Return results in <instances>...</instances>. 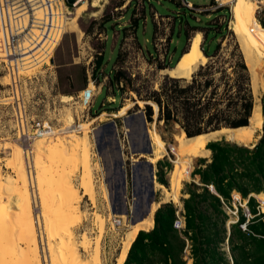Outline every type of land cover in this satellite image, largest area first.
Listing matches in <instances>:
<instances>
[{"label": "rangeland", "instance_id": "rangeland-1", "mask_svg": "<svg viewBox=\"0 0 264 264\" xmlns=\"http://www.w3.org/2000/svg\"><path fill=\"white\" fill-rule=\"evenodd\" d=\"M222 1L227 2V0ZM230 1L215 7L213 0H87L86 11L82 12L75 21L76 29L65 31L63 27V31L60 32L55 29L53 37L57 44L47 52L41 48L37 50L33 58L19 69L18 78L14 77L10 80L6 76L10 69L0 66V172L2 176L12 178L14 170L10 162L12 159L7 154L8 150H3L1 146H21L16 139L21 128L26 130L25 125L28 132H31L34 125L47 123L50 127L57 129L54 132L59 138L56 152H53L54 159L46 174L48 181L44 192L49 193V196L44 200H41L39 188L35 183L34 156L29 154V149L23 147L28 151H26L28 154H26V171L28 175L30 174L31 180V184H28L29 205L33 212L34 220H32L38 242L36 245L39 247L42 264L43 262L59 264L53 258L49 242L56 250H65L70 264H90L89 253L86 252L85 246L93 248L97 240L100 264H117L125 247L127 233L140 220L133 223L129 219L125 227L111 228L110 226L111 208L108 202V188L104 183V173L99 158L96 157L94 139L95 130L99 131L109 122L114 124L116 140L121 147L126 201L134 200L131 170H129L131 165L129 157H131L132 162L145 160L153 166V203L149 215L142 220L149 219L157 205L168 203L175 209L181 208V199L186 197L182 193L184 185L198 182L191 173L203 158L194 161L189 172V179L181 182L177 192L178 203L169 200L163 202L161 188L155 183H158L156 179L159 174L164 181L162 186L165 189L169 186V174L175 159L174 136L181 130L177 125L164 126L162 122H157L153 117V109L150 107L152 116L149 122L146 120L145 122L152 153L131 156L127 150L126 130L122 120L125 116L137 111L144 112L141 101L148 102L144 99L170 78L160 71L173 67L181 53L200 51L203 33L207 28L215 31L225 28L224 36L215 40L220 44L222 59L226 57V52L233 45L238 47L244 58L239 40L230 29ZM253 1L262 3L264 0ZM185 2L190 4V8L184 6ZM258 7L255 11V19L258 23L259 21L264 23V6ZM74 9L75 7L68 8L66 11L73 13ZM54 14L58 13L54 12ZM40 16L41 14L38 18ZM65 17V23H68L70 16L66 14ZM65 28H68V25ZM260 28L264 35V29L261 26ZM220 58L217 61L220 62ZM98 60L100 63L96 67ZM259 71L256 86L260 107V96L264 92V67ZM248 72L253 92L249 68ZM87 86L92 93V102L89 109H82L77 103V96ZM98 111L100 112L96 114ZM75 124H81V129L77 130ZM260 129L253 134L250 147L257 142ZM158 150L165 153L163 157L158 156ZM85 152L89 157L88 175H90L94 193L93 202L86 193V187L82 185L85 177L82 165ZM137 158L140 159L136 161ZM208 160L209 157L203 159L205 163H208ZM43 161L47 162L45 159ZM86 180L88 181L87 178ZM52 183L54 187H51ZM52 194L55 195L54 201L51 199ZM255 201L259 212L263 213L264 207L256 199ZM242 203L241 200L234 201L231 194L230 206L222 205V210L227 216L224 222L226 236V227L237 221V209L240 208L244 215H247L246 207L241 206ZM13 205L6 207L9 212H14L11 206L15 209L22 207L17 206L16 203ZM25 206L27 210L28 206L26 204ZM44 207H48L50 211H46L47 217L53 216L55 208L60 209L54 224L48 230L40 213L41 208ZM112 208L116 211L119 205L113 203ZM23 209L25 210L22 208V211ZM23 212L27 214V211ZM139 215V212H136L135 218ZM24 217L26 220L27 217ZM12 220L20 221L14 217ZM121 220L124 222L123 216ZM0 223V230L3 229L0 231V238L4 237L0 242L6 243L7 237L11 236L8 241L11 239L10 241L16 243L20 233L16 229L18 223L14 224L11 221V225L5 222H3L5 225ZM15 232L17 234H14ZM17 243L25 249L24 243L21 241ZM220 251L224 252L225 258L229 260L225 241ZM183 260H190L187 251Z\"/></svg>", "mask_w": 264, "mask_h": 264}, {"label": "trees", "instance_id": "trees-1", "mask_svg": "<svg viewBox=\"0 0 264 264\" xmlns=\"http://www.w3.org/2000/svg\"><path fill=\"white\" fill-rule=\"evenodd\" d=\"M259 25L264 29V23L259 21ZM224 34V27L218 31L207 28L200 46L207 59L205 65L189 81L166 79L144 99L150 101L157 122L164 126L177 125L188 138L221 128L249 125L253 107L250 75L236 45L226 52V57L220 56V44L215 40ZM99 63L100 60L96 67ZM151 108L143 107L147 122L152 116ZM260 112V138L253 147L223 139L206 143L205 148L210 152L208 163L200 159L191 173L195 179L198 177L199 185L186 184L182 191L186 196L181 199L183 230L172 227L175 208L168 203L160 205L153 213L152 228L136 234L123 264H229L230 261L231 264H264V212L260 213L255 199L249 197L254 194L260 205L264 201V92L260 96ZM156 181L164 185L159 174ZM232 193L234 201L239 197L243 201L241 206L246 200L249 218L238 208L237 221L229 225L227 237L224 228L227 216L222 205L230 206ZM224 241L229 260L220 251ZM186 251L190 260L185 261Z\"/></svg>", "mask_w": 264, "mask_h": 264}, {"label": "bare ground", "instance_id": "bare-ground-1", "mask_svg": "<svg viewBox=\"0 0 264 264\" xmlns=\"http://www.w3.org/2000/svg\"><path fill=\"white\" fill-rule=\"evenodd\" d=\"M50 1V0H48ZM231 18H230V29L234 33V35L239 40L240 49L243 53L244 59L246 61V64L251 72L252 77V84H253V96L255 97L254 100V113L253 117L249 120V125L245 127L230 129V128H221L216 131L208 132L205 134H200L194 137H186L184 133L181 131L178 135L174 136V142L176 145L175 149V159L173 162V168L169 174V186L167 189H165L162 185L155 183L159 188H161V191L163 193V202L169 200L173 203H178L177 199V192L181 185V182L186 181L189 179V172L192 168V165L196 159L199 158H207L210 156V152L205 148L206 143L218 139H225L228 142L241 145V146H249L250 143L253 140V134L257 132L261 128L262 123V116L260 112V107L258 103V96L259 93L255 92V84L258 83L255 81V72L256 70L263 69L264 67V35L262 34V30L260 28L259 23L255 19V11L259 8L258 6H264V1L262 3H255L253 0H231ZM87 3H78L74 7L73 13H68L67 15L70 16L69 22L64 24V30L73 31L76 29L75 27V21L78 19L80 14L86 10ZM42 9L35 8L34 10V16L37 19L42 18ZM41 14V16L38 18V15ZM53 16L52 24L51 26L54 27L53 21L55 20V14L52 12L51 14ZM68 28H65V26ZM77 31V30H76ZM33 35H36V31H32ZM79 32V31H78ZM80 35V34H79ZM51 45L50 47H44L42 45L37 50L41 48V50H45L46 52L49 51L52 46L56 44L55 37L52 36L51 38ZM35 50L29 57L33 58V54L37 51ZM28 58L25 63L29 62L31 59ZM180 58V57H179ZM206 61V58L203 56L201 51H195V52H187L178 60L176 63L175 68H164L160 72H162L164 75L175 78V79H184L189 80L191 76L195 73L198 67L202 66ZM25 63L23 66H25ZM21 68V67H20ZM262 80V79H260ZM261 83V81H260ZM47 124H43L44 131L43 134L40 136L39 139L34 141L31 145L28 144V147L25 145L21 146H10V145H2L1 148L3 150H8V153L12 159V167L14 170V177L12 178H5L2 176L0 172V222H5L6 224L11 223L17 224L20 235L22 236L19 238H16L19 242L25 244V249H22L19 246L18 241L14 238L16 243L13 241H10L11 239L7 237L6 243L0 242V264H42V259H40L39 255V247L36 245L37 242V235L33 222V212L30 208L29 201H30V192L28 189V184H31V180L29 178L30 174L28 175V172L26 171L27 167V150L29 149V154H33L34 156V178L35 183L39 188L40 191V198L41 200L46 199L47 196H49L47 192H44L45 184H47L48 179H46V174L50 170L51 161L53 158V155L56 152V148L58 146V135L54 132L57 129H54L52 127L46 126ZM77 130L81 129V124H75ZM61 128V127H60ZM58 128V129H60ZM127 131H125L126 133ZM147 133V128H146ZM50 135V136H49ZM148 135V134H147ZM135 137V136H134ZM21 134L17 136V139H21ZM149 139V137H148ZM47 140V141H46ZM150 142V140H149ZM61 145V144H60ZM151 145V143H150ZM26 148H23V147ZM27 151V152H26ZM58 152V151H57ZM59 153V152H58ZM151 153H152V147H151ZM151 153L149 155H151ZM164 152L161 150H158V156L161 158L164 156ZM28 155V154H27ZM143 155V154H142ZM97 157V156H96ZM46 160L47 162H44L43 160ZM157 160V159H156ZM147 162V161H146ZM83 171H84V181L82 182V185L86 187V193L89 195V199L93 202L94 199V193L92 189L91 184V178L89 174V157L88 153L85 152L83 155ZM133 193H134V200L133 203L132 199L131 201H126V204L128 202V210L131 214V217L133 219L135 218V213L139 211V214L141 210L138 208V204H142L141 202L143 200H140L137 198V193L144 190V187L142 186V182L144 179V175L146 174L145 170L137 168V166H134L133 170ZM50 174V173H49ZM52 179V178H51ZM34 181V180H33ZM50 181V179H49ZM52 182V181H51ZM54 187L53 183L51 187ZM52 190V189H51ZM153 190H154V183H153ZM50 191V190H49ZM53 191V190H52ZM51 196V195H50ZM139 196V195H138ZM255 197V195L253 194ZM55 195L52 194V198L54 201ZM233 197V193H232ZM48 198V197H47ZM50 198V197H49ZM256 198V197H255ZM49 199V200H51ZM234 199V197H233ZM257 200V198H256ZM52 201V200H51ZM136 201V203H134ZM259 202V201H258ZM16 203L17 206L21 208H14L13 204ZM153 202L150 203L149 206V212L146 216H143L142 218L137 219L139 220L132 228L131 231H129L126 235V243L124 250L122 251V255L120 256V259L117 261V264H122L126 258L127 251L134 240L136 234L139 231L147 232L152 228V216L155 210L159 207L157 205L151 212V217L147 220H142L143 218L147 217L151 211V205ZM260 203V202H259ZM24 204V206L22 205ZM28 206L26 210V206ZM133 204V205H132ZM11 206V209L13 211H8L6 208L7 206ZM46 206V205H44ZM131 207V208H130ZM27 211L26 215L22 211ZM9 209V210H11ZM48 210V207L41 208V216L44 220L46 229L48 230L52 224H54V221L56 220L57 216L59 215L60 209H56L53 213V216L47 217L46 211ZM137 210V211H136ZM48 212H50L48 210ZM15 215V216H14ZM26 216V220L24 219ZM15 218L16 220H20L19 222L13 221L12 218ZM24 219V221H23ZM33 219V220H32ZM132 219V218H131ZM137 220H134L133 223H135ZM1 224V223H0ZM4 224V223H3ZM5 225V224H4ZM11 225V224H10ZM13 225V224H12ZM1 226V225H0ZM44 226V227H45ZM8 227V226H7ZM102 227V221L100 222V232ZM6 228V227H5ZM13 228V227H12ZM1 229L0 231H2ZM7 230V229H5ZM17 230V231H18ZM16 231V230H15ZM24 231V232H23ZM26 232V234H25ZM4 233V232H2ZM7 233V232H6ZM11 233V232H10ZM13 234V233H12ZM14 234H17L15 232ZM25 235V236H24ZM5 236V235H4ZM4 237L2 236V239ZM0 238V241H2ZM49 246L51 248V251L53 253V258L56 259L55 261L59 264H70L69 260L67 259V254L65 253V250H56L53 248L54 245H51L49 242ZM86 252L89 253V262L90 264H100V249H99V241L97 240L94 247L90 248L88 245L85 246ZM43 258L45 259L44 252H42ZM43 259V260H44ZM54 261V262H55ZM191 262V261H190ZM43 264H45L43 262ZM57 264V263H55Z\"/></svg>", "mask_w": 264, "mask_h": 264}, {"label": "built area", "instance_id": "built-area-1", "mask_svg": "<svg viewBox=\"0 0 264 264\" xmlns=\"http://www.w3.org/2000/svg\"><path fill=\"white\" fill-rule=\"evenodd\" d=\"M229 1L230 0H227V2L224 3L222 0H213V4L215 7H220ZM83 2L87 3V0H74L71 5L66 4L65 0H0V66L10 69V72L6 73V76H8L10 80H13L14 77L18 78L20 67L24 65L25 61L30 58L29 56L35 50L42 45H44L45 48L52 45L51 38L54 30L56 29L58 32L63 31L66 21L65 15L68 14L66 10L68 8H74L76 4ZM184 6L190 8L189 3H186ZM36 7L42 9L43 15L41 19H37L34 16ZM52 12L58 13L55 15L56 21H53V25L56 27L51 26V21L53 19L51 15ZM32 31H36L37 34L33 35ZM77 97V103L82 109L90 108L92 93L88 86L81 90ZM46 126L49 127L48 124ZM25 128L26 130H23V128L20 130L22 138L16 140L19 141L21 145L28 147L30 142L40 138L43 134L44 126L43 123L36 124L31 132H28L26 125ZM31 128L30 126V129ZM129 159V163H131V157H129ZM128 208L127 202V209ZM109 213L111 215V228L119 226L125 227V224H127L130 219L129 210L127 215L123 216L124 222L121 220L122 216L113 215L111 212ZM174 215L175 218L172 223L173 229L177 231L183 230L184 222L182 208L178 207L175 209ZM245 217L248 218L249 216L246 215ZM240 228L244 230V225H241Z\"/></svg>", "mask_w": 264, "mask_h": 264}, {"label": "water", "instance_id": "water-1", "mask_svg": "<svg viewBox=\"0 0 264 264\" xmlns=\"http://www.w3.org/2000/svg\"><path fill=\"white\" fill-rule=\"evenodd\" d=\"M65 2L66 4L71 5L73 4L74 0H65ZM181 54L179 56H181ZM175 66H176V62L173 65V67H170V68L173 69L175 68ZM259 75H260V71L256 70L255 72L256 82H258ZM256 84H255V87H256L255 92L257 93ZM251 94L253 97L252 90H251ZM142 105H148L151 107V105L149 104V101L142 102ZM253 113H254V101H253V107L251 110L249 120L253 117ZM249 120H248V123H249ZM122 122H123L124 129L127 131L125 135H126V142H127V147L129 150V155L131 156L135 154L149 155L151 153V145L148 139V135L146 133V122H145L143 112L137 111L129 116H125ZM97 131L98 130H95L94 132L95 151H96L97 157L99 158V161H100L103 173H104V183L106 187L108 188V202L111 208L110 212L113 215L126 216L128 209L126 206V198H125V172H124L125 170L122 168L123 167L122 153H121L119 142L116 140L114 124L113 122H109L108 124H105L98 131V135H96ZM214 141H220V140H214ZM224 141L228 142L226 140ZM251 147H253V145ZM138 159L140 158H137L136 161H138ZM135 165L137 166V168L145 170L146 174L144 175L145 177L142 182V186L144 187V190L137 193V198L140 200V202L141 200H143L141 202L142 204H138L139 205L138 208L139 210H141V212H140L139 217L136 219H131L132 217L130 214V221L132 222H134V220L142 218L143 216H146L149 212L150 203L153 202L152 201L153 183H154L153 166L152 164L146 162L145 160H139V162L131 161L129 170H131L130 172H131L132 180H133V173H134L133 170H134ZM197 181H198V177H197ZM195 184L199 185L198 182H196ZM132 186H134L133 181H132ZM207 188L211 192L214 193L213 188L211 186ZM249 197L255 198L253 194H250ZM133 198H135V196ZM239 200H240V197H239ZM113 203H116L119 205L118 210L115 211L112 208ZM132 203H133V200H132ZM134 203H136V201H134ZM263 204H264V201L261 205L263 206ZM245 205H246V200L243 206L246 207ZM245 212L249 216L246 208H245ZM226 231H227V237H228L229 226L226 227ZM230 264H231V261H230Z\"/></svg>", "mask_w": 264, "mask_h": 264}, {"label": "crops", "instance_id": "crops-1", "mask_svg": "<svg viewBox=\"0 0 264 264\" xmlns=\"http://www.w3.org/2000/svg\"><path fill=\"white\" fill-rule=\"evenodd\" d=\"M86 11V10H85ZM185 53H187L186 51L182 54V55H184ZM182 55L180 56V58L182 57ZM180 58H178V60L180 59ZM178 60H177V62H178ZM176 62V63H177ZM195 177V176H194ZM186 264V263H185ZM190 264V263H189Z\"/></svg>", "mask_w": 264, "mask_h": 264}]
</instances>
